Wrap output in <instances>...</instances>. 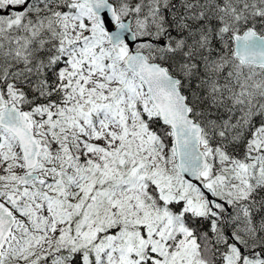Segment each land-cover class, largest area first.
<instances>
[{"label": "snow or ice", "instance_id": "6c2138e0", "mask_svg": "<svg viewBox=\"0 0 264 264\" xmlns=\"http://www.w3.org/2000/svg\"><path fill=\"white\" fill-rule=\"evenodd\" d=\"M0 264H264V0H0Z\"/></svg>", "mask_w": 264, "mask_h": 264}]
</instances>
